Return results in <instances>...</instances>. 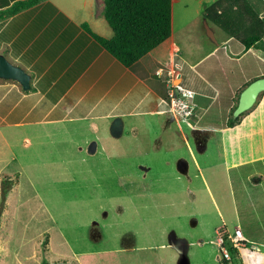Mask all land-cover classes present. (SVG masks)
I'll use <instances>...</instances> for the list:
<instances>
[{
	"label": "crops",
	"instance_id": "0c3cea01",
	"mask_svg": "<svg viewBox=\"0 0 264 264\" xmlns=\"http://www.w3.org/2000/svg\"><path fill=\"white\" fill-rule=\"evenodd\" d=\"M17 1L25 0H0V11ZM195 1L212 5L216 12L210 46L198 32L192 41L199 43V55H183L175 45L171 19L170 39L131 68L96 49L81 25L100 33L78 16L79 5L41 0L0 16V55L30 76L29 90L0 79V156L13 150L10 136L26 143L85 135L81 140L87 145L92 143L87 135L99 139L100 130L119 139L136 137L138 130L152 134L157 128L169 135L167 148L162 137L153 140L158 144L153 159L163 158L158 171L176 179L188 176L186 201L205 213L203 226L212 224L213 217L219 225L209 229L219 237L241 231L245 248L233 261L246 264L250 251L253 264H264V92L238 122L228 125L241 92L264 77V0ZM94 3L97 16H102L103 0ZM197 22L195 18L192 24ZM109 31L99 36L108 39ZM254 36L260 41L250 45ZM158 70L162 76L156 75ZM167 70L178 73L177 83L195 93L196 118L181 122L164 111L160 102L167 95ZM94 143L87 146L90 155L98 149ZM153 167L157 169L156 163ZM193 179H200L199 188ZM189 222L191 228L197 226L195 218Z\"/></svg>",
	"mask_w": 264,
	"mask_h": 264
},
{
	"label": "rangeland",
	"instance_id": "374dc122",
	"mask_svg": "<svg viewBox=\"0 0 264 264\" xmlns=\"http://www.w3.org/2000/svg\"><path fill=\"white\" fill-rule=\"evenodd\" d=\"M54 1L79 5L82 9H75L82 20L100 34L110 32L92 0ZM196 3H171L175 45L191 59L201 49L192 41L195 34L210 46L216 15L212 5ZM152 131L113 139L100 130L99 139L87 135L92 139L87 145L81 140L85 135L80 141L66 134L64 140L26 143L10 136L13 150L0 156V264H219V236L209 229L219 223L211 217L212 224L203 226L205 213L187 203L188 176L176 179L158 171L163 158L153 159L158 145L153 140L162 137L167 148L169 135ZM93 143L98 149L90 155ZM199 181L191 183L199 188ZM191 217L197 220L195 228ZM200 230L203 234L195 235ZM245 258L253 264L250 251ZM234 259L230 264H240Z\"/></svg>",
	"mask_w": 264,
	"mask_h": 264
},
{
	"label": "trees",
	"instance_id": "16d2710c",
	"mask_svg": "<svg viewBox=\"0 0 264 264\" xmlns=\"http://www.w3.org/2000/svg\"><path fill=\"white\" fill-rule=\"evenodd\" d=\"M41 0L17 1L10 8L0 11V16L15 14L20 8L37 4ZM172 0H103L102 17L112 32L110 38L93 33L87 24L81 27L95 43L98 50L105 51L123 67L131 68L137 61L151 53L171 36ZM260 41L251 38V44ZM245 43V48L250 47ZM237 106V105H236ZM232 109L228 125L238 122ZM3 183V182H2ZM5 195L3 196L4 199ZM227 236H224L226 239ZM220 264H230L221 257Z\"/></svg>",
	"mask_w": 264,
	"mask_h": 264
},
{
	"label": "built area",
	"instance_id": "2783aa9c",
	"mask_svg": "<svg viewBox=\"0 0 264 264\" xmlns=\"http://www.w3.org/2000/svg\"><path fill=\"white\" fill-rule=\"evenodd\" d=\"M157 76H162V70L156 72ZM165 84L167 86V95L160 104L164 111L172 114L181 122H187L197 117L199 106L195 100V93L177 83L178 73L167 70ZM219 237L218 249L223 259L231 261L232 255H238L245 248V239L239 229L234 230L233 234ZM232 250H231V249Z\"/></svg>",
	"mask_w": 264,
	"mask_h": 264
},
{
	"label": "water",
	"instance_id": "95a60500",
	"mask_svg": "<svg viewBox=\"0 0 264 264\" xmlns=\"http://www.w3.org/2000/svg\"><path fill=\"white\" fill-rule=\"evenodd\" d=\"M0 79L13 80L19 83L23 90L30 88V76L19 66L9 62L0 55ZM264 92V77L249 83L241 92L233 116L237 117L248 111L255 103L257 97Z\"/></svg>",
	"mask_w": 264,
	"mask_h": 264
},
{
	"label": "clouds",
	"instance_id": "9594fccd",
	"mask_svg": "<svg viewBox=\"0 0 264 264\" xmlns=\"http://www.w3.org/2000/svg\"><path fill=\"white\" fill-rule=\"evenodd\" d=\"M226 236V235H225Z\"/></svg>",
	"mask_w": 264,
	"mask_h": 264
}]
</instances>
